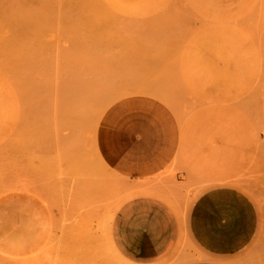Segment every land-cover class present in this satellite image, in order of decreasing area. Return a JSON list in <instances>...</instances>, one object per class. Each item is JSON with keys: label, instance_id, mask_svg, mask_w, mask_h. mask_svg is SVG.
Instances as JSON below:
<instances>
[{"label": "rangeland", "instance_id": "1", "mask_svg": "<svg viewBox=\"0 0 264 264\" xmlns=\"http://www.w3.org/2000/svg\"><path fill=\"white\" fill-rule=\"evenodd\" d=\"M137 102L175 128V161L147 183L100 153L106 123L111 143L133 118L140 130ZM222 186L259 211L235 264H264V0H0V264H133L111 227L141 196L185 225L192 204L197 237L236 248L253 215L227 191L235 219L215 236L202 198Z\"/></svg>", "mask_w": 264, "mask_h": 264}, {"label": "crops", "instance_id": "2", "mask_svg": "<svg viewBox=\"0 0 264 264\" xmlns=\"http://www.w3.org/2000/svg\"><path fill=\"white\" fill-rule=\"evenodd\" d=\"M139 104L146 108L140 117V130L130 129L137 127V123H134L137 121L133 118L129 129L128 124H123L116 130L111 143V124L106 123L101 130L100 153L116 171L123 174L120 178L147 183L159 179L175 161L176 137L173 121L166 111L155 104ZM135 132H139V135ZM120 159H140L138 162L141 166L133 170V174L128 173L125 172L129 171L128 168ZM133 175L142 179L136 180ZM227 191L239 195L253 215L248 237L236 248L218 250L200 240L191 227L192 204L185 225L184 214L180 218L174 206L173 210L162 199L151 196L130 199L120 207L111 227L114 245L121 256L133 264H159L172 257L173 264H235L237 258L254 243L260 219L254 201L245 192L226 186L211 188L203 192L205 197L202 200L212 214L211 227L215 236L220 235L235 219L227 211L226 201L222 197ZM184 229L188 235L185 244L182 242Z\"/></svg>", "mask_w": 264, "mask_h": 264}, {"label": "bare ground", "instance_id": "3", "mask_svg": "<svg viewBox=\"0 0 264 264\" xmlns=\"http://www.w3.org/2000/svg\"><path fill=\"white\" fill-rule=\"evenodd\" d=\"M146 93H148V92H146ZM80 112H82V111H80ZM76 114H77V112H75ZM79 115V114H78ZM81 116H82V114H81ZM94 149V148H93ZM94 152L96 153V151L94 150ZM151 177V176H150ZM201 198V197H200ZM197 200V199H196ZM125 202V201H124ZM243 202V201H242ZM120 203V202H119ZM199 205V204H198ZM27 206V205H26ZM196 207V206H195ZM198 207V206H197ZM235 217V216H234ZM209 219H211V218H209ZM236 221V220H235ZM233 222V221H232ZM231 222V223H232ZM239 222H240V220H239ZM231 223H230V225H231ZM237 224V223H236ZM244 224V223H243ZM233 225H235V224H233ZM110 227H111V225H110ZM233 227V226H232ZM236 227V226H235ZM234 227V228H235ZM238 227V226H237ZM240 227V226H239ZM17 228V227H16ZM37 228V227H36ZM227 229H229V228H227ZM230 230V229H229ZM232 230V229H231ZM233 231V230H232ZM235 232V231H234ZM233 234V233H232ZM5 239V238H4ZM6 242V241H5ZM223 249V248H222ZM230 249V248H229ZM3 256V255H2Z\"/></svg>", "mask_w": 264, "mask_h": 264}]
</instances>
